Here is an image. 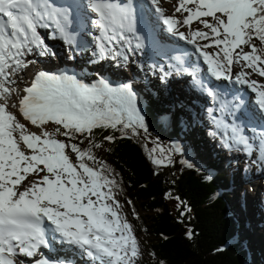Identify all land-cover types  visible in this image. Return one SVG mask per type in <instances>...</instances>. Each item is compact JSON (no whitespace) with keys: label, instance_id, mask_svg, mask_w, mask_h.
I'll use <instances>...</instances> for the list:
<instances>
[{"label":"snow or ice","instance_id":"obj_1","mask_svg":"<svg viewBox=\"0 0 264 264\" xmlns=\"http://www.w3.org/2000/svg\"><path fill=\"white\" fill-rule=\"evenodd\" d=\"M162 2L166 0H145L163 30L192 46L209 78L246 86L254 94L258 115L249 118V135L247 125L225 119L230 102L220 100L216 89L198 78L199 68L192 72L194 86L220 103L219 109H206L216 129L211 134L218 133L229 150L252 156L258 149L257 159L264 164V82L251 78H264V0H178L170 14ZM78 7L58 0H0V264H70L44 255L42 250L51 247L49 234L76 249L86 264H138L141 255L133 226L117 199L116 174L94 154L93 148L102 144L92 139L96 129H111L121 139L148 133L133 84L110 82L99 74L87 82L69 69H41L22 89L14 87L36 63L29 57H55L47 41L59 39L68 46L69 60L75 59L71 53L90 52L88 62L93 64L109 58L128 63L146 40L154 42L138 28L134 0H83L95 31L81 26ZM172 59L174 71H190L181 56ZM234 65H239L238 71ZM241 104L239 100L233 105V112ZM29 124L39 133L30 131ZM50 124L56 126L54 131L47 129ZM77 137H85L88 147L80 146L83 140L72 142ZM116 139L112 134L103 137L110 143ZM173 150L182 151L178 146ZM165 151L171 150L152 148V163H171ZM156 152L161 158L153 155ZM176 200L181 207L179 197ZM133 215L138 217L134 210ZM186 235L191 238L193 233Z\"/></svg>","mask_w":264,"mask_h":264},{"label":"trees","instance_id":"obj_2","mask_svg":"<svg viewBox=\"0 0 264 264\" xmlns=\"http://www.w3.org/2000/svg\"><path fill=\"white\" fill-rule=\"evenodd\" d=\"M169 87L164 80L150 85L141 106L148 133L121 139L111 129H96L92 136L94 142L102 144L93 148L94 154L111 166L120 185L117 199L138 239V264H264L263 249L245 233L244 197L249 188L245 181L254 166L248 160L236 163L241 151L223 147L219 134H211L216 132L213 127L189 134V128H196L187 125L190 113L197 115V121L206 117V110L200 107L196 112L191 104H181ZM163 115L170 122L162 121ZM109 134L117 139L111 143L103 140ZM179 137L182 151L176 152L173 149ZM72 142L88 147L85 137ZM157 145L171 150L163 154L171 156V163H152L149 153ZM153 155L161 158L160 152ZM183 161L194 167L188 168ZM240 180L244 181L242 189L234 193L233 186ZM165 193H171V198L166 199ZM176 197L182 202L179 208L174 206ZM188 231L193 233L191 238ZM140 232L146 235L145 242L139 238Z\"/></svg>","mask_w":264,"mask_h":264},{"label":"rangeland","instance_id":"obj_3","mask_svg":"<svg viewBox=\"0 0 264 264\" xmlns=\"http://www.w3.org/2000/svg\"><path fill=\"white\" fill-rule=\"evenodd\" d=\"M173 2H172V0H166V2H165V4H167L168 8L172 12L174 11L173 5L175 3H177L178 0H173ZM167 13H169V12H167ZM177 15H179V14H177ZM245 50H248V49H245ZM68 56H69V54H66L65 55V53H64V55H62V57H64L63 58L64 60H61L60 61V59L58 58V56L56 55V52H55V57L49 56V57H40V58L42 59V61L46 60V62L44 63V65H46V66H51V67H53L55 69H60V68H62V69L64 68L65 69V68H68V67L62 66V64L64 62V63L70 65L68 63L69 62ZM90 57H91V54H90V52H88L86 55L82 56V58H81L82 62L84 64H86L85 67L83 65V70L87 73L86 74L87 77L95 78L97 76V74L102 75L100 72L105 73L106 68L109 67V66H107V64H106V67H105V65L103 66V64H101L100 62L99 63H95V64L89 63L88 61H89ZM36 63H38V65H41L42 64V63H39V62H36ZM146 63H147L148 66H150L151 60H149V61L146 60ZM136 64L138 66L139 65V61H136ZM38 65L36 67H38ZM235 66L237 68H239V65H235ZM77 69H79V68H77ZM110 70H112L114 73H115V71H118V70H116V68H114V69L111 68ZM151 70L152 69H150V67H149V73H150ZM145 71L146 70H144L143 72H140L139 71V74H141V73L143 74ZM247 71H250V70H247ZM30 72H31V70L29 72L26 71L27 75L22 76V78L17 81V84L14 85V87H17V88H21L22 89L24 86H26V84H27L26 82H28V80H29L28 78L31 76L30 75ZM108 72H111V71H109V68H108ZM107 74L109 75V73H107ZM110 76H111V79H112V77H115L116 76L118 78L119 77H124L126 79V81H130V82L132 81L130 75L129 74L127 75V73H125V71L122 72V74H119V73L118 74H115V75L110 74ZM252 77H255L253 79H257L258 81H260L259 78H261L257 74H253ZM154 80L156 81L157 79H154ZM133 81L135 82V80H133ZM263 81H264V78L262 79V82ZM140 82L141 81H139V83L136 86V89L138 91H139V84H140ZM141 83L144 85L143 86V89L140 91L141 94H142V100H143L144 97L147 94L146 92H148V86H147V83H145V84H144V82H141ZM173 86L178 87L179 86V81L176 84L173 83ZM140 92L138 94V98L140 96ZM174 93H175V95H176L177 98H181V99H184V100H188L187 97H186V93H184L182 90H175ZM14 98H15V95H14ZM177 98L176 99L174 98V100H177ZM188 102H189V104L192 105V103L189 100H188ZM10 103H11V101H10ZM12 110L15 111V109H12ZM189 116L194 117L192 113ZM20 119H21V122L26 123V124L28 123V122L24 121L22 117ZM188 123H189V121H188ZM28 127H29V130L30 131H36L37 133H39V131H40L35 126H32L30 124L28 125ZM55 127H56L55 125L50 124V125L47 126V129L49 131H54V128ZM198 127H199V129H198ZM204 127H205V124L204 125H200L198 123V126L195 129L194 128H191L189 134H191L192 132H193V134L200 133V131L203 130ZM249 129H250L249 126H247L245 128V131H246V133H248L249 135H251V132L249 131ZM57 138L58 139H62L63 137L62 136H57ZM180 140H181V138L179 137L177 139V142L175 143L176 146L179 145ZM255 152H256V155H252V156H249V155H246L245 156V155L240 154L238 156L239 158L237 160V163H243V161H245V160H249L248 162L252 163L253 165H254V163H257L256 167L253 168V170L249 173L250 176L248 177V181H249L248 185H251V188L250 187L248 188L249 192L246 193L245 194V197H244L245 198V201H246V207H245L246 211L244 212V216H246L248 218H251V219H255L254 226H252V225H250V226L254 227L253 228L254 229V233H258V234L260 233L261 234V235L258 236L259 237V245L260 246H263V252H264V228H260L258 226V225H260L261 222L264 223V194L261 195V193H264V192L261 191V192L258 193V195H255V193H256V187H257L256 185L257 184H255V179H254L255 177L257 178L258 176H261V173L264 171V164H262L259 160H257L255 162V159L258 156V149H255ZM72 157H73V159H75L74 154H72ZM258 181H259V179H258ZM241 183H242L241 180L240 181H237L236 184L233 186L234 187V190L233 189L232 190H233L234 193H235V191L237 192L240 189H242ZM258 184H260V181L258 182ZM177 204L178 203H176V202L174 203V206L176 208H178L177 207ZM254 204H256V205L259 206L260 210L258 212H256L255 209L253 208V205ZM262 208H263V210H262ZM248 218H246L245 220H248ZM257 226H258V228H257ZM247 227H249V226H247ZM247 233H252L251 229L250 230L247 229ZM139 238L142 241H144V242L147 240L146 239V235L143 232H140L139 233ZM147 253H148L147 247L143 248V254L146 255ZM77 264H79V263H77Z\"/></svg>","mask_w":264,"mask_h":264},{"label":"bare ground","instance_id":"obj_4","mask_svg":"<svg viewBox=\"0 0 264 264\" xmlns=\"http://www.w3.org/2000/svg\"><path fill=\"white\" fill-rule=\"evenodd\" d=\"M172 2H173V0H172ZM174 3V2H173ZM161 6L166 10V13L167 12H169L168 14H170V11L168 10L169 8H168V6H167V4L164 6V2H162V4H161ZM181 30H184V29H181ZM171 36V35H170ZM172 38H174L173 36H171ZM169 38H165V40H168ZM182 42V41H181ZM185 43V42H184ZM191 46V45H190ZM192 47V46H191ZM160 49H163V47H161ZM59 52H60V50L59 49H57ZM61 53V52H60ZM82 53H84V55H86L88 52L87 51H85V52H82ZM67 54V52H65V55ZM74 55H75V57L76 58H78V55L76 54V53H73ZM80 54V53H79ZM84 55H80V56H84ZM135 56H136V54H135ZM151 58H152V56H150V55H147L146 57H145V59L144 60H141V59H130L129 60V62L126 64V66H125V68H122V67H120V68H116V70H118V71H115V73L112 71V70H110L111 68H113L114 69V67L111 65V64H109L108 62L107 63H103V66L105 65V67H106V64H107V66H109V67H107L106 68V71H105V73H103V72H100L102 75H100V76H103V77H105V78H111V76H110V74H113V75H115V74H122V72H124L125 71V73H127V75L129 74L130 75V77H131V79H132V81L133 80H135V82L133 81H131L132 82V84H133V87H136L137 86V84L139 83V81H137V79L139 78V75H141V74H139V71L140 72H143L144 70H146V68H148L149 69V67L150 66H148L147 65V63H146V60L147 61H149V60H151ZM29 59H36V60H39L42 64H44L45 62H46V60H44V61H42V59L40 58V57H34V56H32V57H30ZM35 60V61H36ZM64 60V59H63ZM189 60H191V58H189ZM136 61H139V65L137 66V64H136ZM70 65H68V64H66V63H64L63 62V64H62V66H66V67H68V68H65V69H69V70H71L72 71V68L70 67V66H72L73 68H79L80 70H81V72H80V74H82V75H84V77H85V79H89L90 77H87V75H86V72L83 70V65H84V67L86 66V64H84L82 61H78L77 62V64L76 65H73V61H71V60H69V62H68ZM201 64L203 65V62H201ZM36 66H37V63H35L34 65H30L29 67H28V69H26V71L27 72H29L30 70H34V68H36ZM108 68H109V71H111V72H108ZM64 69V68H63ZM62 68H61V70H63ZM147 69V70H148ZM166 68H164V70H165ZM234 70L235 71H238L239 70V68H237L235 65H234ZM148 72H149V70H148ZM107 73H109V75L107 74ZM258 75V74H257ZM123 76V75H122ZM97 78V76L95 77V78H93V79H96ZM119 78H122L123 80H125L126 81V79L124 78V77H119ZM251 78H255V77H251ZM92 79V78H91ZM185 79V77L184 76H182V78H180L179 79V81L180 82H182L183 80ZM260 79V81L262 82V79L263 78H259ZM110 82H112V79H110ZM130 82V81H129ZM222 83H225L226 84V81H221ZM264 82V81H263ZM233 85H235L236 86V84H234L233 83ZM243 88H244V94H245V97H246V102H245V105L242 107V111H243V113H244V115H245V120L246 121H249V118H251V117H254V116H256V115H258V113H257V111H256V105H255V102H254V100L252 99V93H251V90L250 89H248L246 86H243ZM191 91H194L192 88H191ZM15 95V94H14ZM21 118V117H20ZM247 134V133H246ZM237 163V162H236ZM255 179V184H257L256 186V193H255V195H258V193L259 192H261V191H263L264 192V171L261 173V176H258L257 178L255 177L254 178ZM258 179H259V181H260V184H258ZM245 204H246V201H245ZM245 207H246V205H245ZM260 223V222H259ZM264 223L263 222H261L260 223V225H258L260 228H264V225H263ZM258 226H257V228H258ZM263 226V227H262ZM256 227V226H255ZM260 231V230H259ZM259 235H261L260 233H259ZM45 255L47 256V257H50V258H52V259H58V260H64V261H66V262H70V264H77V263H80L81 261H82V259H84V258H82L81 257V255L79 254V252L76 250V249H73V248H62V247H60L59 245H58V243L57 242H53L52 243V252L51 251H49V252H45Z\"/></svg>","mask_w":264,"mask_h":264}]
</instances>
